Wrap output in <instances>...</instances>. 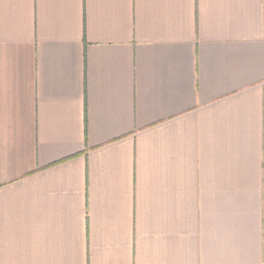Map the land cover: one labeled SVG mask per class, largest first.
<instances>
[{
    "label": "crops",
    "instance_id": "obj_1",
    "mask_svg": "<svg viewBox=\"0 0 264 264\" xmlns=\"http://www.w3.org/2000/svg\"><path fill=\"white\" fill-rule=\"evenodd\" d=\"M0 264H264V0H0Z\"/></svg>",
    "mask_w": 264,
    "mask_h": 264
}]
</instances>
